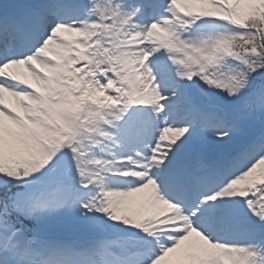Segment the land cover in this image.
Segmentation results:
<instances>
[{
    "label": "snow or ice",
    "instance_id": "obj_1",
    "mask_svg": "<svg viewBox=\"0 0 264 264\" xmlns=\"http://www.w3.org/2000/svg\"><path fill=\"white\" fill-rule=\"evenodd\" d=\"M0 264H264V0H0Z\"/></svg>",
    "mask_w": 264,
    "mask_h": 264
}]
</instances>
